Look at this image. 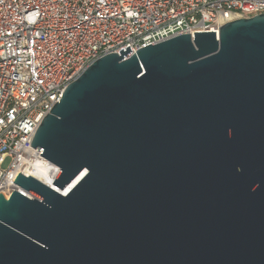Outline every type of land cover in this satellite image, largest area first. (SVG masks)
Listing matches in <instances>:
<instances>
[{"label": "water", "instance_id": "water-1", "mask_svg": "<svg viewBox=\"0 0 264 264\" xmlns=\"http://www.w3.org/2000/svg\"><path fill=\"white\" fill-rule=\"evenodd\" d=\"M0 192V264H264V14L94 61Z\"/></svg>", "mask_w": 264, "mask_h": 264}, {"label": "built area", "instance_id": "built-area-1", "mask_svg": "<svg viewBox=\"0 0 264 264\" xmlns=\"http://www.w3.org/2000/svg\"><path fill=\"white\" fill-rule=\"evenodd\" d=\"M264 14V0H0V192L30 165L58 169L30 142L43 118L97 59L172 37L215 32ZM8 161L6 168L4 164ZM27 198H31L23 193Z\"/></svg>", "mask_w": 264, "mask_h": 264}, {"label": "bare ground", "instance_id": "bare-ground-1", "mask_svg": "<svg viewBox=\"0 0 264 264\" xmlns=\"http://www.w3.org/2000/svg\"><path fill=\"white\" fill-rule=\"evenodd\" d=\"M24 173L27 176L33 177L39 181H41L42 183H44L45 185H51V176H49L48 172H47V168L43 167L40 164H36V165H30L29 167H27L24 170Z\"/></svg>", "mask_w": 264, "mask_h": 264}, {"label": "rangeland", "instance_id": "rangeland-1", "mask_svg": "<svg viewBox=\"0 0 264 264\" xmlns=\"http://www.w3.org/2000/svg\"><path fill=\"white\" fill-rule=\"evenodd\" d=\"M7 164H8V161H7V162L4 164V166H3V167H4V168H6Z\"/></svg>", "mask_w": 264, "mask_h": 264}]
</instances>
